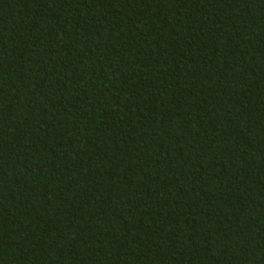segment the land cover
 Instances as JSON below:
<instances>
[{
	"label": "trees",
	"instance_id": "16d2710c",
	"mask_svg": "<svg viewBox=\"0 0 264 264\" xmlns=\"http://www.w3.org/2000/svg\"><path fill=\"white\" fill-rule=\"evenodd\" d=\"M0 264H264V0H0Z\"/></svg>",
	"mask_w": 264,
	"mask_h": 264
}]
</instances>
